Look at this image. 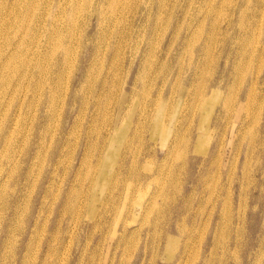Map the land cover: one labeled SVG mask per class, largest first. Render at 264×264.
I'll use <instances>...</instances> for the list:
<instances>
[{"label":"rangeland","instance_id":"rangeland-1","mask_svg":"<svg viewBox=\"0 0 264 264\" xmlns=\"http://www.w3.org/2000/svg\"><path fill=\"white\" fill-rule=\"evenodd\" d=\"M78 2L48 123L26 27L0 32V264H264V0H116L101 27Z\"/></svg>","mask_w":264,"mask_h":264},{"label":"bare ground","instance_id":"bare-ground-1","mask_svg":"<svg viewBox=\"0 0 264 264\" xmlns=\"http://www.w3.org/2000/svg\"><path fill=\"white\" fill-rule=\"evenodd\" d=\"M87 1L89 2L90 5L94 6V9L96 10V12L98 14L100 27H101L103 21L105 20L106 15L108 14V11L107 10L105 11V7L108 8L111 4L113 5L114 3L115 4L117 3V2H115L116 0H106L105 6L101 7V6H98L95 4L96 0H87ZM77 2H78V0H75L73 2V4L68 8L67 12H65V14L69 15V23H67L68 20L65 22L62 19H58L59 18V16H58L56 18L55 24L52 26V28L45 25L43 22H40L39 20H35L33 23L29 24L28 26H23L26 23L24 18H26V13L30 9L29 6L30 5L32 6L33 0H23V1L13 0V6H19L21 9L27 8V11L24 12V18H22V19L12 21L8 16H4L3 13L0 11V32L4 28H8V27L13 28L14 25H17L16 28L26 27V31H27L26 34L28 35V40H23L22 46L24 49L26 48L25 54H28L27 55L28 57L25 58L22 67L26 66L27 64H32L33 63V57L36 55L35 56V66H36V69L38 71L39 77L41 76V79H42V76L45 75L41 81L40 87L43 86V81H44L46 83V86H45L46 90H45V92H43V94L39 98V103H41L40 107H41V109H43L41 116L45 117V120H47V123H48V120L50 121V118H51V115L49 113L50 110L52 111L51 103L53 105L54 99L57 96V94H56L57 80H56L55 74H57V72H59V73L62 72L65 63L67 62V60L69 59V57L71 55V52L69 50L68 45L71 42V40L73 39L76 25L80 24V25L84 26L85 19H86L85 17H80V15L78 14L77 10H78V3L79 2L78 3ZM115 4H114V6H115ZM61 5H62V0H58V3H57L58 11L60 10ZM3 8H4L3 4L1 3L0 4V10ZM57 14H58V12H57ZM241 14H242V10L240 9L239 15H241ZM39 28L42 29V34L44 33V36L47 38V42H48L47 45L45 44L42 49L38 44H33L31 42L33 36H35V34L37 33V30ZM25 38H26V35H25ZM48 47H51L52 49H55L56 51L54 50L53 53L42 52L44 49H46ZM8 49L7 50L2 49L0 51V59L1 60L7 59L8 57H10L14 53L15 48H13V46H12V41L8 44ZM17 53H18L17 55L19 57L23 53V51L21 50V51H18ZM57 53L60 54L59 57L57 56ZM19 59H20V57H19ZM27 72H30V70L25 71V73H27ZM52 72L54 73V75H53V77H50ZM48 75H49V78H47ZM73 78H75V77H73ZM83 84H84V82H83ZM35 89L38 90L37 87H35ZM42 91H43V89H42ZM230 92H232V91H230ZM54 108H56V107H54ZM123 118H124V114H123ZM4 138H5V136H4ZM1 140L2 139L0 136V141ZM148 210H150V209H148ZM214 241H215V239H214ZM215 242H217V240ZM205 263L208 264L207 261Z\"/></svg>","mask_w":264,"mask_h":264}]
</instances>
